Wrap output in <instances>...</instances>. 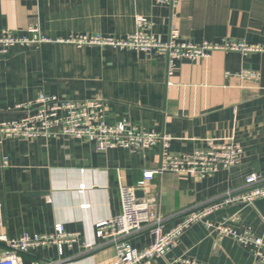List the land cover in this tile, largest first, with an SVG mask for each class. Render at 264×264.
I'll return each instance as SVG.
<instances>
[{"label":"crops","instance_id":"1","mask_svg":"<svg viewBox=\"0 0 264 264\" xmlns=\"http://www.w3.org/2000/svg\"><path fill=\"white\" fill-rule=\"evenodd\" d=\"M139 17L153 23L149 31L161 41L176 26L181 38L195 43L233 40L264 46V0H180L175 9L154 0H0V30L24 35L32 26L50 39L0 54V122L20 118L23 112L16 106L43 93L70 100L101 97L108 103L109 125L127 121L170 134L175 153L232 137L243 148L242 159L202 179L165 172L139 188L143 172L160 164V144L141 153L122 147L100 152L91 142L63 135L5 139L0 236L51 234L58 223L79 234L63 254L55 245L30 249L25 264L57 259L113 264L115 248L97 238L95 225L119 214L121 184L142 189L139 198L154 199L153 211L166 218L168 230L184 211L220 201L228 192L240 193L249 174L264 172V52L218 50L205 60H176L170 77L162 55L58 41L97 33L124 38L137 30ZM246 69L257 71L259 79L241 78ZM263 215L264 198H259L253 205L226 204L206 219L264 240ZM152 240L149 229L129 239L138 249ZM88 242L91 249L84 246ZM5 249L0 241V258ZM183 258L197 264H261L252 246L230 234L220 237L205 221L189 227L153 264H187Z\"/></svg>","mask_w":264,"mask_h":264},{"label":"built area","instance_id":"2","mask_svg":"<svg viewBox=\"0 0 264 264\" xmlns=\"http://www.w3.org/2000/svg\"><path fill=\"white\" fill-rule=\"evenodd\" d=\"M158 4H167L175 9L180 0H154ZM137 30L124 38L103 36L101 34H82L58 41L73 43L78 46L99 45L120 49H131L148 55H162L168 61V75L175 70L176 60H205L218 50L264 52V46L248 44L243 41L227 40L225 42L203 41L195 43L181 38L179 29L172 26L169 38L161 41L150 29L153 23L145 17L137 20ZM28 34L18 35L10 30H0V54H5L15 45H33L49 42L37 27H29ZM241 78L257 80L259 73L243 70L238 74ZM108 103L104 98L96 97L87 100H70L56 95L40 94L35 100L16 106L23 112L18 119L0 122V148L5 139L17 138L36 140L39 137L69 136L94 144L100 152L122 147L132 153H141L161 145V161L156 168L143 172L139 188L145 187L155 176L165 172L191 176L202 179L211 176L220 169H230L238 165L243 156V148L232 137L221 140L209 139L207 146L197 148L193 152L175 153L170 150L172 136L166 133L147 131L127 121L109 125L105 118ZM4 163L8 159L4 157ZM137 187L121 184L119 187L121 210L119 214L108 220L96 223L97 238L112 243L115 248L113 264H153L157 258L165 256L177 243L182 234L193 224L204 222L208 227L218 231V235H233L241 244L252 246L259 262L264 264V240L246 231L238 233L230 226L214 224L207 216L233 202L253 205L259 198H264V172H253L246 177L245 190L234 194L228 192L222 200L204 206L191 208L182 213V220L172 228L165 230L166 218L153 211L154 199L139 198ZM264 222V215L262 216ZM149 229L153 236L151 244L144 249L132 246L129 239L136 233ZM79 239V234L69 233L63 224L58 223L51 234L24 233L16 238L0 236L6 249L0 258V264H25L24 254L30 249L40 246L55 245L63 254L64 247L72 248ZM91 249L93 243H85ZM187 264H197L190 258L181 260ZM258 262V263H259ZM31 264H65L64 259L34 260Z\"/></svg>","mask_w":264,"mask_h":264},{"label":"water","instance_id":"3","mask_svg":"<svg viewBox=\"0 0 264 264\" xmlns=\"http://www.w3.org/2000/svg\"><path fill=\"white\" fill-rule=\"evenodd\" d=\"M136 195H137V197L143 196L144 195V191L142 189H137L136 190Z\"/></svg>","mask_w":264,"mask_h":264}]
</instances>
